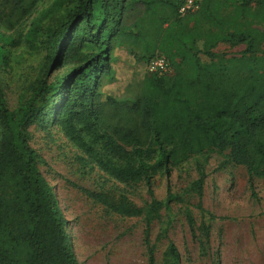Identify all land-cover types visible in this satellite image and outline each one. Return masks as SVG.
<instances>
[{"label":"trees","instance_id":"trees-1","mask_svg":"<svg viewBox=\"0 0 264 264\" xmlns=\"http://www.w3.org/2000/svg\"><path fill=\"white\" fill-rule=\"evenodd\" d=\"M40 1L0 0V26L8 31L21 26ZM179 5V0H51L16 38L0 34V68L9 66L12 49L24 46L28 56L40 57L44 70L13 110L0 84V264H79L41 173L44 159L31 147L32 126H56L121 183L145 182L150 199L143 209L118 207L84 192L124 217L144 216L148 264H156L151 223L176 199L169 182L165 200L155 198V174L169 178L193 156L224 154L226 164L246 168L251 189L254 178L264 179V0H203L197 12L185 16L178 14ZM220 45L244 48L216 52ZM122 48L145 65L163 57L171 68L168 75L146 73L127 105L100 91L103 80H113L112 52ZM198 173L190 188L204 214L206 175L202 168ZM184 214L192 226L188 207ZM166 232L167 227L158 238ZM165 261L179 264L171 242Z\"/></svg>","mask_w":264,"mask_h":264},{"label":"rangeland","instance_id":"rangeland-1","mask_svg":"<svg viewBox=\"0 0 264 264\" xmlns=\"http://www.w3.org/2000/svg\"><path fill=\"white\" fill-rule=\"evenodd\" d=\"M50 2L41 0L31 17L11 31L0 26V34L16 38ZM243 48L220 45L215 51L233 53ZM111 56L113 80H103L100 91L118 103L130 104L147 75L145 63L134 59L124 48L114 50ZM201 59L208 62L204 56ZM43 74L40 57L28 56L24 46L12 49L9 66L0 68V84L8 108L15 109L20 100L28 97ZM29 131L31 147L44 159L40 170L66 221V233L78 263L148 264L143 244L144 216L124 217L84 192L100 194L118 207L143 209L150 199L145 182L128 184L115 180L56 126L44 130L32 126ZM226 162L224 154H212L207 160L193 156L174 168L169 178L161 172L153 176L151 189L157 200H165L168 182L176 197L169 209L163 207L159 218L151 223L156 264H170L165 261L170 242L177 249L179 264H264V179L254 178L251 189L246 168ZM199 168L206 175L204 214L196 209L197 193L190 188L199 177ZM186 207L193 217L192 226L184 214ZM165 227V236L158 238Z\"/></svg>","mask_w":264,"mask_h":264},{"label":"built area","instance_id":"built-area-1","mask_svg":"<svg viewBox=\"0 0 264 264\" xmlns=\"http://www.w3.org/2000/svg\"><path fill=\"white\" fill-rule=\"evenodd\" d=\"M203 0H179L178 14L185 16L197 12ZM146 73L168 75L171 73L169 63L163 57H155L145 65Z\"/></svg>","mask_w":264,"mask_h":264}]
</instances>
